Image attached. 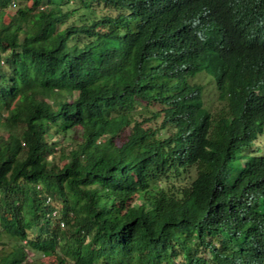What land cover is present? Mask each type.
Returning <instances> with one entry per match:
<instances>
[{"label": "trees", "instance_id": "1", "mask_svg": "<svg viewBox=\"0 0 264 264\" xmlns=\"http://www.w3.org/2000/svg\"><path fill=\"white\" fill-rule=\"evenodd\" d=\"M262 137L264 0H0V264H264Z\"/></svg>", "mask_w": 264, "mask_h": 264}, {"label": "rangeland", "instance_id": "2", "mask_svg": "<svg viewBox=\"0 0 264 264\" xmlns=\"http://www.w3.org/2000/svg\"><path fill=\"white\" fill-rule=\"evenodd\" d=\"M15 11H16L15 8L10 9L11 13H14ZM139 112L143 113V112H147V110H140ZM58 140L60 141L61 144L66 145L74 141L79 142L81 140V137L77 134L72 133V134L67 135L65 138L58 137ZM257 146L262 147L264 149V137L259 138V140L257 141ZM30 255L34 256L33 253H30ZM35 258L36 259L40 258V256H35Z\"/></svg>", "mask_w": 264, "mask_h": 264}]
</instances>
